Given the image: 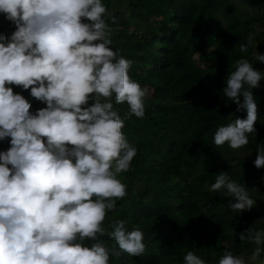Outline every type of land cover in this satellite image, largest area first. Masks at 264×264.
I'll return each mask as SVG.
<instances>
[{
    "label": "clouds",
    "instance_id": "9594fccd",
    "mask_svg": "<svg viewBox=\"0 0 264 264\" xmlns=\"http://www.w3.org/2000/svg\"><path fill=\"white\" fill-rule=\"evenodd\" d=\"M0 13L16 29L10 37L0 34V141L10 138L8 150L0 151V264H110L124 253L141 256L146 245L139 225L129 230L125 220L114 219L110 231L103 226L127 194L118 177L137 156L122 129L132 116L144 117L148 96L129 75L134 61L111 47L105 17L114 24L115 16L102 0H0ZM252 44L250 37L239 51ZM254 58L264 64V54L256 51ZM262 80L264 71L249 60L236 61L222 93L247 116L217 128V147L237 150L256 134L252 89ZM10 85L30 90L46 107L31 112L32 104ZM124 103L128 111L121 116L116 105ZM256 152L254 166L264 168V142ZM214 177L208 190L231 198L230 209L255 206L244 183L225 172ZM105 234L112 246L101 239ZM238 239L255 245L251 255L226 249L218 264H264V229L251 226ZM183 262L206 264L191 250Z\"/></svg>",
    "mask_w": 264,
    "mask_h": 264
},
{
    "label": "trees",
    "instance_id": "16d2710c",
    "mask_svg": "<svg viewBox=\"0 0 264 264\" xmlns=\"http://www.w3.org/2000/svg\"><path fill=\"white\" fill-rule=\"evenodd\" d=\"M108 1L102 0L107 9ZM123 1L141 31L129 32L124 14L110 12L116 18L113 24L105 17L113 29L111 47L134 61L130 77L141 87L148 86L151 94L144 117L132 116L122 129L137 148L134 174L129 179L119 175L127 194L116 200L103 226L110 231L108 225L114 219L125 220L129 230L139 225L146 250L141 256L111 257L110 264H184L189 250L206 264H218L226 249L247 258L255 245L239 241V234L251 226L264 229V222L255 226L251 220H264V179L253 163L256 147L264 142V80L252 89L258 105L257 131L248 135L249 143L242 147L251 160L232 154L227 143L214 144L218 127L225 126L230 117L247 116L246 110L237 112L236 104L214 90L225 85L239 59L264 71V64L254 58L256 51L264 54V0ZM139 13L143 24L134 19ZM154 13L159 20L150 26L146 22L152 21ZM3 18L0 34L10 37L15 26ZM156 37L157 44L152 46ZM250 37L253 44L241 53L239 45L247 44ZM194 53H199L198 63ZM10 87L32 104L31 112L46 107L31 97L30 90ZM117 109L123 116L128 106L124 103ZM4 141L0 151L10 147V138ZM220 172L244 183L260 208L258 213L246 212L231 221L236 213L228 206L231 198L208 190ZM101 239L109 246L114 244L107 234Z\"/></svg>",
    "mask_w": 264,
    "mask_h": 264
},
{
    "label": "rangeland",
    "instance_id": "374dc122",
    "mask_svg": "<svg viewBox=\"0 0 264 264\" xmlns=\"http://www.w3.org/2000/svg\"><path fill=\"white\" fill-rule=\"evenodd\" d=\"M108 12H114V11H119V12H122L124 14V19L126 20V28L129 32H134V31H137L140 33L141 29L138 28L134 21L129 17L128 13L126 12V4L123 0H109L108 1ZM4 14L0 13V25H2L3 23H5V21L3 20L4 18ZM134 19L138 22H140L141 24H143V15L142 14H137ZM154 20H159V16H157L156 13H154L153 15V18H152V21H147L146 24L150 25V26H153L154 25ZM153 32L155 33V31L153 30ZM157 37H156V40L154 39V41L152 42V46H155L157 44ZM212 47L210 46L208 49H211ZM193 60L195 61V63H198L197 61V55H194L193 57ZM145 68H148V65L145 66ZM225 87V85H218L217 88L214 90L215 91V94L216 93H222V89ZM142 89H146L147 92H148V96H147V99L150 97V94H151V89L148 87V86H142L141 87ZM91 103V101H90ZM122 105V104H120ZM120 105H116V107H119ZM6 142L5 141H0V150L3 149V145H5ZM150 145V142L148 141L147 142V146ZM236 154L238 156H240L241 158L245 159V160H251V155H249L248 153L242 151V148L240 149H237V150H233L232 154ZM134 162H135V159H133V161L131 162V166H130V170L127 171V172H124L122 173L123 176H125L127 179L131 178L134 174ZM257 169V168H256ZM258 171H260V177L262 179H264V168H261V169H257ZM190 182L192 181V178H189ZM138 185H134V187H137ZM260 210L259 206L257 204H255V206L251 209V210H245L243 212H236L235 215L233 216L232 220H235L236 217L242 215L243 213H246V212H253V213H258V211ZM252 224H254V222H257L255 223L254 225L255 226H258L260 224V217H253L252 219Z\"/></svg>",
    "mask_w": 264,
    "mask_h": 264
}]
</instances>
